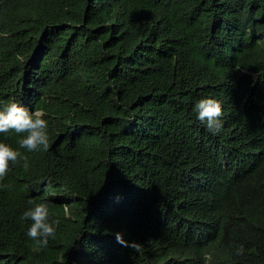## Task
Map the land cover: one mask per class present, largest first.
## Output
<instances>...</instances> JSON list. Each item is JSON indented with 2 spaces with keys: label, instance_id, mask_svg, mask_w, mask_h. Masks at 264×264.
<instances>
[{
  "label": "trees",
  "instance_id": "1",
  "mask_svg": "<svg viewBox=\"0 0 264 264\" xmlns=\"http://www.w3.org/2000/svg\"><path fill=\"white\" fill-rule=\"evenodd\" d=\"M9 98L49 146L0 134L30 165L0 177V264H264V0H0ZM29 199L60 222L45 248Z\"/></svg>",
  "mask_w": 264,
  "mask_h": 264
},
{
  "label": "clouds",
  "instance_id": "2",
  "mask_svg": "<svg viewBox=\"0 0 264 264\" xmlns=\"http://www.w3.org/2000/svg\"><path fill=\"white\" fill-rule=\"evenodd\" d=\"M195 118L200 121L205 130L217 133L222 128L223 115L221 102L214 97H202L193 104ZM16 133L18 145L28 152L47 150L49 146V123L42 109H29L19 101L9 98L6 102L0 101V134ZM18 162L24 169L29 168L28 157L23 155L18 148L0 140V177H3L10 164ZM4 187V185H0ZM31 207L26 208L20 214L22 221H30L25 235L35 241L37 245L45 248L49 240L55 238L59 220L52 217L49 211V201L41 200L33 202L29 199ZM117 242L129 245L120 232L115 233ZM137 244L132 242L130 246ZM237 253L244 251L243 245L236 249Z\"/></svg>",
  "mask_w": 264,
  "mask_h": 264
}]
</instances>
